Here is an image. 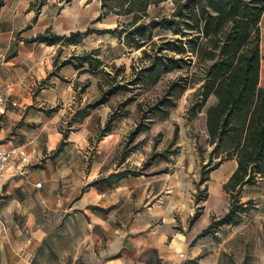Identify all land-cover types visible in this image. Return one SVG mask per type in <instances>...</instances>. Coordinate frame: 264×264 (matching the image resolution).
I'll use <instances>...</instances> for the list:
<instances>
[{"label":"crops","instance_id":"0c3cea01","mask_svg":"<svg viewBox=\"0 0 264 264\" xmlns=\"http://www.w3.org/2000/svg\"><path fill=\"white\" fill-rule=\"evenodd\" d=\"M31 3L0 0V88L7 102L0 143L24 147L31 160L23 174L11 162L0 188V264H223L220 239L227 224L201 234L226 199L224 184L236 158L210 173L204 183L209 197L193 221L196 199L184 192L192 182L118 176L121 166L111 180L112 171L100 170L99 153L117 134L86 149L100 124L98 108L109 101L91 109L67 136L59 128L78 93L84 102L101 94V68L60 65L79 53H60L63 40L38 39L48 29L71 38L78 31L95 33L87 31L98 28L101 2L72 0L40 9ZM65 43L74 48L81 42Z\"/></svg>","mask_w":264,"mask_h":264},{"label":"trees","instance_id":"16d2710c","mask_svg":"<svg viewBox=\"0 0 264 264\" xmlns=\"http://www.w3.org/2000/svg\"><path fill=\"white\" fill-rule=\"evenodd\" d=\"M70 2L72 0H66ZM167 0H101V13L97 21L110 13L131 15V20L124 27L88 29L87 33L126 34L127 43L142 49L145 63L138 69L133 78L125 79L118 73L106 69V60L97 48L82 54L72 55L60 65L73 64L77 68L88 65L85 71L95 72L101 68L104 72L99 82L101 94L94 101L88 102L83 111L77 112L76 121L80 122L88 112L104 103L119 91L133 92L121 105L126 107L137 100L133 86L141 80L158 81L163 73L177 68L189 67L196 57V71L193 73V83L200 84L202 101L205 104L210 97L216 101L207 109V128L211 144H230L225 149V156L213 163L212 158L203 166L198 187L204 184L210 173L218 168L226 159L236 158L237 167L224 189L230 195V207L226 214L212 215V220L201 235L216 230L225 224H237L242 214L254 208V200L241 201L243 188L255 185L264 179V0H173L174 10L170 16L153 17L149 23L143 20L149 15V7ZM45 1L36 4L32 1L30 8L40 9ZM162 27L172 31L173 37H162L161 42L154 40L153 29ZM46 34L39 37L42 41L55 44L61 40L74 42L65 35ZM78 36L75 43L85 37L78 31L72 36ZM120 68V67H119ZM133 69H137L132 64ZM154 76V77H152ZM180 84L173 81L165 96L159 99V105L169 100L172 91ZM174 104V101H171ZM141 108L142 103L139 102ZM127 110L110 113L105 125L99 127L97 139L113 132L115 121ZM140 121L131 135L135 137L149 124ZM64 137L67 131H62ZM178 134L176 133L175 138ZM63 145V144H62ZM61 148V145H60ZM163 153H154L140 168H125L118 176L141 175L152 164L153 160ZM125 153L122 162L126 161ZM167 169L160 170L165 172ZM208 186L196 194V203L207 200ZM204 206H199L192 217L195 220Z\"/></svg>","mask_w":264,"mask_h":264},{"label":"rangeland","instance_id":"374dc122","mask_svg":"<svg viewBox=\"0 0 264 264\" xmlns=\"http://www.w3.org/2000/svg\"><path fill=\"white\" fill-rule=\"evenodd\" d=\"M38 4L41 1L46 3H65L66 0H32ZM97 1L101 0H84ZM102 4V2H101ZM175 3L173 0L161 2L158 5L152 4L149 7V15L143 20L146 24L153 17L170 16L174 10ZM131 20V15H118L110 13L98 22L99 29H108L119 27L122 29L124 23ZM126 34L119 36L115 33H98L88 35L74 48L70 43H62L61 51L68 53L82 54L97 48L101 49V56L106 60V69L113 74L118 73V79L125 75V79L133 78L141 66L146 62L142 58V48L138 49L127 43ZM154 40L161 42L162 37H173L172 31L157 27L153 29ZM78 36H73V41ZM196 57L189 67L177 68L172 71L163 73L158 81L141 80L138 85L132 89L137 93L138 98L130 102L126 107L121 105L128 96L133 92L119 91L112 95L109 102L103 107L98 108L100 113V124L94 135L89 141L90 147H96L100 139H97L99 127H103L114 108L117 111L127 110L125 115L120 116L113 125V132L117 134V141L108 148V150L99 153L100 170L111 180L117 179L116 173L113 172L121 166L125 168H140L150 159L154 153H163L155 158L151 165L145 168V175L148 179H159L162 183L168 182L172 177L176 180H186L192 182V187L184 190L187 197L194 196L202 192L204 184L198 187V182L202 176L203 166L212 158V162H217L225 156V149L230 142L225 144L210 143V135L207 128V109L216 101L215 97H210L204 104L202 101V90L200 84L193 83L192 77L196 71ZM132 64L137 69L132 68ZM120 67V68H119ZM102 79L104 77V72ZM154 77V76H152ZM180 84L172 91L169 100L159 105V99L165 96L169 85L173 81ZM100 96V95H99ZM99 96L93 97L94 101ZM174 101V104L171 101ZM83 97L78 93L74 99L71 108L67 109L66 120L59 125L62 131L68 133L78 127L76 121L77 112L83 111V107L89 102L82 104ZM139 102L142 103L140 108ZM149 124L148 128L142 129L135 137L131 132L137 124ZM102 122V123H101ZM176 133L178 134L175 138ZM128 153V158L122 163V158ZM70 158V157H67ZM90 162V156H87ZM124 164V166H122ZM229 164V163H228ZM90 166V165H89ZM167 169V172H159ZM122 170V171H123ZM106 177V176H104ZM158 180V181H159ZM169 192H175L172 189H166ZM166 192V191H165ZM178 197L182 198V190L178 191ZM226 199L218 208V216L228 212L230 207V195L226 192ZM254 200V208L244 213L238 218L237 224H227L223 237L220 239L222 247L223 264H264V179H261L255 185H247L243 188L241 201L247 202ZM206 201L196 203V210L199 205ZM209 204L212 205L211 202ZM217 215V214H215Z\"/></svg>","mask_w":264,"mask_h":264},{"label":"built area","instance_id":"2783aa9c","mask_svg":"<svg viewBox=\"0 0 264 264\" xmlns=\"http://www.w3.org/2000/svg\"><path fill=\"white\" fill-rule=\"evenodd\" d=\"M6 96L3 90L0 88V115L3 114L6 108ZM14 105L17 103L14 102ZM30 156L26 149L22 146H6L0 143V188L3 183L6 171L11 162H15L17 171L19 174L25 173V165L30 162ZM37 186H42V182L39 181Z\"/></svg>","mask_w":264,"mask_h":264}]
</instances>
